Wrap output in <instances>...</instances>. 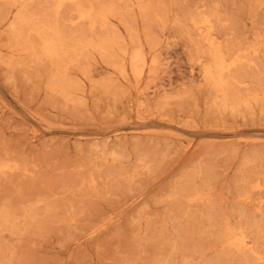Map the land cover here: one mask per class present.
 Instances as JSON below:
<instances>
[{
    "label": "rangeland",
    "instance_id": "obj_1",
    "mask_svg": "<svg viewBox=\"0 0 264 264\" xmlns=\"http://www.w3.org/2000/svg\"><path fill=\"white\" fill-rule=\"evenodd\" d=\"M0 264H264V0H0Z\"/></svg>",
    "mask_w": 264,
    "mask_h": 264
}]
</instances>
